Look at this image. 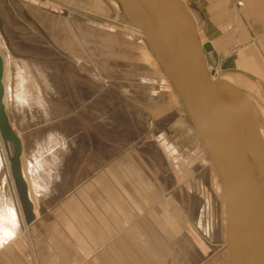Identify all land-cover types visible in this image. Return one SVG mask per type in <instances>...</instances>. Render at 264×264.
Here are the masks:
<instances>
[{
	"label": "crops",
	"instance_id": "1",
	"mask_svg": "<svg viewBox=\"0 0 264 264\" xmlns=\"http://www.w3.org/2000/svg\"><path fill=\"white\" fill-rule=\"evenodd\" d=\"M183 1L206 38V63L217 62L214 74L264 115V0ZM63 7L101 5L0 0L5 112L22 133L20 160L32 146L41 148L24 166L35 190L33 218L12 226L0 215V227L12 231L1 233L0 264H228L218 175L173 91H154L158 66L142 58L147 52L129 35L137 32L122 24L117 49L108 34L107 60L91 65L103 69H91L104 78L90 77L101 84L97 90L78 89L77 75L67 70L89 67L87 60L37 57L51 46L46 35L58 32ZM142 62L149 71L126 69ZM110 88L129 97L151 91L148 137L121 135V108L109 105Z\"/></svg>",
	"mask_w": 264,
	"mask_h": 264
},
{
	"label": "water",
	"instance_id": "2",
	"mask_svg": "<svg viewBox=\"0 0 264 264\" xmlns=\"http://www.w3.org/2000/svg\"><path fill=\"white\" fill-rule=\"evenodd\" d=\"M116 2L163 70L218 175L229 264H264V185L255 168H264V124L241 89L213 76L183 0ZM2 75L0 55V137L24 221L29 223L33 213L21 173V142L2 102Z\"/></svg>",
	"mask_w": 264,
	"mask_h": 264
},
{
	"label": "rangeland",
	"instance_id": "3",
	"mask_svg": "<svg viewBox=\"0 0 264 264\" xmlns=\"http://www.w3.org/2000/svg\"><path fill=\"white\" fill-rule=\"evenodd\" d=\"M100 2V9L97 10V7L94 9L92 8H78L76 11L73 9L62 8V16L61 22L58 23L59 29L55 35H46V41L51 44L50 47H47L44 51L37 52L39 58H54V59H61V60H74L80 62L81 60H87V64H90L89 67L77 68L72 66L71 68H67L68 71L71 70L72 75H77L78 80V89L83 90H97L99 85L98 82L91 83L90 77L93 76L94 80H102V74H97L96 72H92V68L95 70H99L95 68L97 65L102 64L107 60V41L105 40L108 38V34L113 36L114 42H112V48H120L121 47V36L126 35V31L123 30L122 24L130 27H133L132 23L126 18L124 13L122 12L121 8L119 7L116 0H97ZM189 10V9H188ZM201 23V20H199ZM198 32V30H197ZM90 34V42H88L85 38V34ZM202 32L199 31L198 35L202 44V47L207 43L206 38ZM128 34V33H127ZM131 39H135L136 41H140L143 46V49L147 52L146 56H142V58L147 57L149 59L154 60L158 66V76L160 77V82L155 85L154 91L157 94H161L165 92V90H172L174 96L178 102V104L183 108L179 98L177 97L176 93L174 92L170 82L166 78L163 70L159 66L158 62L156 61L155 57L153 56L151 50L149 49L148 45L144 43L145 41L142 38L140 33H129ZM138 41V42H139ZM55 42V45L53 44ZM95 43V45L93 43ZM207 46V45H206ZM114 49V50H115ZM205 52V51H204ZM208 59V58H207ZM145 60V59H144ZM208 67L212 71L214 76V69L217 66V62L211 61L210 59L207 60ZM92 67L91 65H95ZM130 65L128 68L131 69H140L141 71H149L150 66L146 62L142 63H129ZM8 70L7 68L5 71ZM103 69H100L101 71ZM123 73V69L121 68V74ZM224 78V77H223ZM8 79H4V87H5V94L3 97V104L6 105L7 102V91H6V83ZM110 90L109 95V105L111 107H120L121 108V135L128 140L142 136V138H146L149 136L147 134L151 129L152 119L150 118L149 113V104L147 103V95L151 92L145 88L137 90L136 93L140 97H129L124 96L122 93L119 94L118 92ZM129 93V92H127ZM246 96V95H245ZM247 98V97H246ZM248 100V98H247ZM47 100L46 103H48ZM249 101V100H248ZM38 103V100H36ZM250 103V101H249ZM37 105V104H36ZM251 105V103H250ZM11 102L7 105V108H11ZM252 107V105H251ZM253 112L255 113L257 119L264 123V115L259 112L257 109V113L252 107ZM9 110V109H8ZM184 110V108H183ZM185 112V110H184ZM19 137L22 136V133L18 130H13ZM264 132V130H263ZM35 139L44 140L48 137L46 134H35ZM199 138V137H198ZM31 139H34L33 137ZM200 140V139H199ZM39 141V142H40ZM201 142V141H200ZM32 143V142H31ZM43 143V142H42ZM202 144V143H201ZM203 146V145H202ZM9 150L11 151V146L9 145ZM35 150H41V148H35L32 146V152L29 151L21 156V166L25 170L26 174L29 178V169L28 167H24L27 163L28 157L34 153ZM206 152V151H205ZM207 155V153H206ZM4 164L0 167V210L9 203H14L15 199L11 195V177L9 173V162L7 159V154L4 152ZM207 158L209 159L208 155ZM210 161V159H209ZM8 164V165H7ZM212 164V163H211ZM213 166V165H212ZM214 168V167H213ZM216 172V171H215ZM30 179V178H29ZM8 182V183H7ZM31 185V180H30ZM33 192V201H35V190L30 186ZM34 203V202H33ZM8 207V206H7ZM24 218L20 215L19 217V224H22ZM0 224L2 222L0 221ZM224 224V223H223ZM225 236V235H224ZM225 246V241H224ZM223 250H226L224 247ZM227 254V252H226ZM228 260V256H227ZM229 264V261H228Z\"/></svg>",
	"mask_w": 264,
	"mask_h": 264
},
{
	"label": "bare ground",
	"instance_id": "4",
	"mask_svg": "<svg viewBox=\"0 0 264 264\" xmlns=\"http://www.w3.org/2000/svg\"><path fill=\"white\" fill-rule=\"evenodd\" d=\"M135 32L138 33V31H136L133 27H131ZM145 43V42H144ZM143 47V46H142ZM214 76V75H213ZM9 77V71L6 70L3 72V75H2V83L4 85V79H8ZM4 94H5V87H4V93H3V97H4ZM3 97H2V102H3ZM169 106V105H168ZM183 121V120H182ZM264 124V123H263ZM264 128L263 129H260V134H261V143L264 147V132H263ZM178 133V132H177ZM165 138V137H164ZM171 140V139H170ZM249 140L250 142L252 141V138L249 137ZM175 143V142H174ZM178 144V143H177ZM176 144V145H177ZM173 146V145H172ZM4 152L6 154V151H5V147H4V144H3V141L0 137V167L3 166L4 164V161H5V158H4ZM189 152V151H188ZM8 165V164H7ZM255 168H256V171H257V176H258V179L259 181L264 185V168L263 166L261 165H258V164H255ZM9 173H10V169H9ZM21 173H22V177L26 183V187H27V194L28 195V199L31 203H33V192H32V189H31V185H30V179L28 178V175L26 174L25 170L22 168L21 166ZM11 177V174L10 176ZM11 179V182H12V187H11V195L13 196V198L15 199V202L14 203H9L8 205H6L4 208H3V214H0L1 216H3L4 219H6L10 225L12 226H15L17 223H18V220H19V217L20 215L22 216L23 218V212H22V209H21V206H20V203H19V200H18V197H17V193H16V190H15V187H14V184H13V180H12V177L10 178ZM8 183V182H7ZM33 188V187H32ZM8 206V207H7ZM24 221V220H23ZM17 226V225H16ZM1 233H4V235H11L12 231L5 227V226H2L0 227V238H1Z\"/></svg>",
	"mask_w": 264,
	"mask_h": 264
}]
</instances>
